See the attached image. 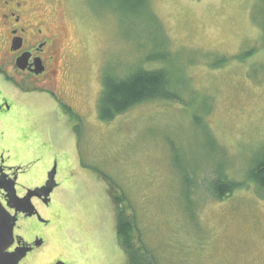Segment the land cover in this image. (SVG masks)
Returning <instances> with one entry per match:
<instances>
[{"label": "rangeland", "instance_id": "1", "mask_svg": "<svg viewBox=\"0 0 264 264\" xmlns=\"http://www.w3.org/2000/svg\"><path fill=\"white\" fill-rule=\"evenodd\" d=\"M39 2L65 35L61 86L80 115L45 110L49 156L0 123V160L25 174L18 197L40 189L33 184L46 164L48 174L58 165L53 208L69 221L57 225L64 258L128 264L111 187L152 264H264V190L249 178L264 160V0H149L187 66L191 95L185 104L145 102L113 121L99 118L103 79L165 53L158 21L128 13L122 0ZM7 86L0 76V91ZM18 135L33 156L18 155ZM63 166L85 172L61 184ZM223 174L241 186L222 201L207 185ZM27 225L20 219L15 237L29 236Z\"/></svg>", "mask_w": 264, "mask_h": 264}, {"label": "flooded vegetation", "instance_id": "2", "mask_svg": "<svg viewBox=\"0 0 264 264\" xmlns=\"http://www.w3.org/2000/svg\"><path fill=\"white\" fill-rule=\"evenodd\" d=\"M40 6L42 4L39 0H0V76L8 84L5 90L7 92L0 91V123L10 125L11 130L13 125V129L15 127L16 130L19 123L24 128L27 126L29 119L26 118V110L31 106L43 107L44 111L51 113L65 110L71 118L80 115L72 102L71 91L61 86V83L67 80L65 35L61 36L59 29L52 27L51 15ZM5 111L11 114L4 117L2 112ZM37 119L44 122L45 114L43 117L37 116ZM26 132L27 130H22L23 137H28L30 142V135ZM23 139L17 140L22 144L25 143ZM28 142L23 144V150L18 154L20 157L33 156ZM3 162L0 160V184H4L9 178L15 181L17 188L21 176H25L24 172L21 168L5 167ZM55 169L57 172L58 165ZM4 174L8 178H5ZM48 179L49 176L40 185L41 188L46 185ZM30 183L33 184L32 181ZM54 192L55 190L51 192L49 199H33L36 214L28 217L20 213L18 216V220L28 223L26 230L29 236L15 237V244L8 253H14L20 247L27 248L29 251L20 264L78 263H73L63 256L57 225L66 223L64 222L66 219L58 218L54 212L52 197ZM5 196L4 191L0 189V200L7 206ZM10 211L15 214L13 210ZM110 263L104 259L92 264Z\"/></svg>", "mask_w": 264, "mask_h": 264}, {"label": "trees", "instance_id": "3", "mask_svg": "<svg viewBox=\"0 0 264 264\" xmlns=\"http://www.w3.org/2000/svg\"><path fill=\"white\" fill-rule=\"evenodd\" d=\"M128 13L149 16L159 23L158 29L162 32L164 49L163 55L143 59L139 65L127 68L125 73L116 75L107 74L103 79V91L99 102V118L113 121L134 106L145 102L173 101L185 104L191 95L192 80L186 73V67L176 59V53L170 50V41L167 40L163 26L155 13L150 10L149 0H122ZM224 61H220L223 64ZM223 66V65H221ZM189 91V92H188ZM249 178L264 190V160L256 162L250 170ZM215 181L207 185L212 196L224 200L237 190L241 184L228 178L226 174L217 175ZM107 182L108 179H105ZM115 205L117 237L120 248L123 249L128 264H152L148 252L141 244L142 240L134 224V216H126L123 200L116 198L110 187L109 190ZM115 196V198H114Z\"/></svg>", "mask_w": 264, "mask_h": 264}, {"label": "water", "instance_id": "4", "mask_svg": "<svg viewBox=\"0 0 264 264\" xmlns=\"http://www.w3.org/2000/svg\"><path fill=\"white\" fill-rule=\"evenodd\" d=\"M4 163V162H3ZM5 178H8L5 175ZM49 179L45 186L40 189L30 190L26 196L18 197L16 183L14 180H8L0 184V189L6 194L7 206H4L0 200V264H20L22 259L29 251L25 247H20L14 253H8V250L15 244V227L18 223L20 213L31 217L36 214V208L33 205V199H49L51 192L57 188L56 169L48 175ZM10 210H13V215ZM64 264V263H59Z\"/></svg>", "mask_w": 264, "mask_h": 264}, {"label": "crops", "instance_id": "5", "mask_svg": "<svg viewBox=\"0 0 264 264\" xmlns=\"http://www.w3.org/2000/svg\"><path fill=\"white\" fill-rule=\"evenodd\" d=\"M52 112H55V111H52ZM10 114L11 113L9 111L2 112V115L4 117L7 116V115H10ZM43 114H45V111H44L43 107H39V106H31V107H29V109L26 110V118L29 119L28 122H27L28 123L27 126L24 128V126L22 124L20 125V123H19L18 126L16 127V130L19 129V131H20L19 133H21L20 136H22V137H23L22 130L23 129L27 130L28 134L33 139V141H36L35 143L39 144L40 146H44L47 149L46 150V154H47L46 156H49V154H48V143H47V133H46V122L45 121L44 122H40L37 119V116L40 115V116L43 117ZM13 126H12V130H13ZM14 130H15V127H14ZM0 134H2V133H0ZM18 138H20L19 135H18ZM21 146H23V145H21ZM61 163H63V162H61ZM50 169H52V167L49 164H46V166L44 167V170H43V172L41 174L43 180L41 182H37V183L33 184L34 185V189L40 187V185L45 182V180L48 178V173L50 172ZM64 169L65 168L63 166V170ZM83 172H85V171H81V170L75 171L74 169H69V168L65 169V173L64 174H66V179L62 178L61 184L63 183V181L65 183L66 182H70V179H71L72 176L74 178L76 177V179H78L79 177H81V175H82L81 173H83ZM56 175H57V179L61 177L59 169L57 170ZM60 187H62V185ZM53 201H55L54 197H53ZM57 217L58 218H62L61 216H58V215H57Z\"/></svg>", "mask_w": 264, "mask_h": 264}]
</instances>
